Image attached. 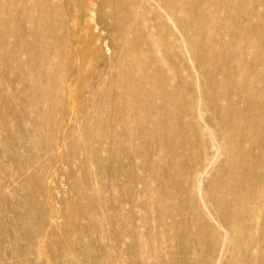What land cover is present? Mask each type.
Segmentation results:
<instances>
[{"label": "rangeland", "instance_id": "374dc122", "mask_svg": "<svg viewBox=\"0 0 264 264\" xmlns=\"http://www.w3.org/2000/svg\"><path fill=\"white\" fill-rule=\"evenodd\" d=\"M0 264H264V0H0Z\"/></svg>", "mask_w": 264, "mask_h": 264}]
</instances>
